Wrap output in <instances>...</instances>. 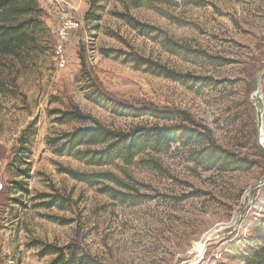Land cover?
<instances>
[{
    "label": "rangeland",
    "instance_id": "1",
    "mask_svg": "<svg viewBox=\"0 0 264 264\" xmlns=\"http://www.w3.org/2000/svg\"><path fill=\"white\" fill-rule=\"evenodd\" d=\"M38 1L44 33L26 52L0 55V264H53L49 246L79 247L103 264H264L253 257L264 252V0H172L156 9L107 0L94 21H86L90 0ZM166 38L187 51L173 54ZM136 57L214 85L151 74ZM92 84L119 103L187 113L246 167L196 161L206 142L173 144L131 166L93 167L55 154L48 139L88 125L61 124L59 110L77 107L122 132L176 124L117 116L88 98ZM29 127L35 136L25 158L18 140ZM64 170L119 182L91 185Z\"/></svg>",
    "mask_w": 264,
    "mask_h": 264
},
{
    "label": "trees",
    "instance_id": "2",
    "mask_svg": "<svg viewBox=\"0 0 264 264\" xmlns=\"http://www.w3.org/2000/svg\"><path fill=\"white\" fill-rule=\"evenodd\" d=\"M107 0H90L91 9L86 16V21L96 20V11L100 4ZM172 0H133L135 8L149 7L156 9L158 6L172 5ZM42 10L38 0H0V55H19L29 49L31 43H35L44 31L42 21ZM92 15V16H91ZM138 24V23H137ZM140 28L145 27L147 33H153L151 27L138 24ZM160 37V35H159ZM166 43L173 54L184 53L183 47L166 38ZM83 66L84 79L91 80L85 73V60L80 55ZM134 62L138 68L146 67L151 74L170 79L186 86L202 87L213 86L209 79L201 80L191 74H182L162 64L136 57ZM88 98L106 108L117 116H131L135 118L150 116L164 122L176 121V124H145L134 126L128 132L116 131L108 128L98 119L85 115L77 107L68 111H58V121L67 124L74 121L87 123V126L79 127L72 132L64 133L58 137L48 139V146L59 156H70L75 160L93 167H105L122 161L131 166L138 161L143 154H159L167 152L173 144L182 143L189 146L195 142H206L201 151L194 152L196 161L206 162L208 168H219L220 170H240L245 163L236 159L233 154L216 146L210 135L194 128L192 118L185 112L170 109H159L153 105L136 108L132 105L119 103L106 97L96 85L92 84ZM35 132L29 127L18 142V149L27 158L31 153L29 148ZM27 147V148H25ZM140 162H144L141 160ZM155 167H159L155 164ZM75 180L93 185L100 180H119L109 173L86 174L74 170H64ZM127 196V194H122ZM57 198L55 202L60 201ZM46 254L56 255L53 264H103L90 253L84 252L79 247H70L66 251L57 247L49 246ZM254 261L264 263V252L254 254Z\"/></svg>",
    "mask_w": 264,
    "mask_h": 264
},
{
    "label": "water",
    "instance_id": "3",
    "mask_svg": "<svg viewBox=\"0 0 264 264\" xmlns=\"http://www.w3.org/2000/svg\"><path fill=\"white\" fill-rule=\"evenodd\" d=\"M261 76L259 77L258 81V92L254 95L253 105L257 108V127L260 130L262 127V103L260 98V89H261ZM256 101V102H255ZM258 104V107H257ZM259 148L264 156V143H259Z\"/></svg>",
    "mask_w": 264,
    "mask_h": 264
},
{
    "label": "built area",
    "instance_id": "4",
    "mask_svg": "<svg viewBox=\"0 0 264 264\" xmlns=\"http://www.w3.org/2000/svg\"><path fill=\"white\" fill-rule=\"evenodd\" d=\"M67 27H73V26H72V24H71V26H68V25L66 26V28H65L64 31L62 32V35H61L62 38H66L67 35H68V34H67V31H66V30H67ZM62 52H63L62 47H60V50H59L58 53L61 54ZM62 64H63V63H62Z\"/></svg>",
    "mask_w": 264,
    "mask_h": 264
},
{
    "label": "bare ground",
    "instance_id": "5",
    "mask_svg": "<svg viewBox=\"0 0 264 264\" xmlns=\"http://www.w3.org/2000/svg\"><path fill=\"white\" fill-rule=\"evenodd\" d=\"M262 142H264V141H262ZM202 254H203V253H202ZM202 254H201V255H202Z\"/></svg>",
    "mask_w": 264,
    "mask_h": 264
}]
</instances>
